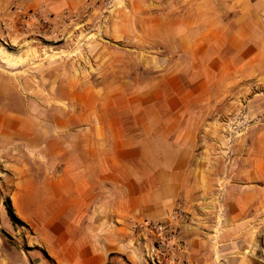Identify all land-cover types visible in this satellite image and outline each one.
<instances>
[{"label":"crops","instance_id":"crops-1","mask_svg":"<svg viewBox=\"0 0 264 264\" xmlns=\"http://www.w3.org/2000/svg\"><path fill=\"white\" fill-rule=\"evenodd\" d=\"M86 2L34 0L36 6L60 13ZM260 2L193 0L187 12L171 19L167 15V23L153 35L175 38V51L192 56L196 67L166 62L167 70L146 85L131 76L120 78L117 72L85 83L66 77L67 81L51 82L57 90L49 98L64 101L60 108L0 109L2 151L9 155L6 146L20 143L24 156L31 155L35 165L43 156L49 170L23 181L18 195L27 199H19L15 206L22 213L24 207L35 213L49 208L55 213L53 222L65 220L70 228L82 230L80 243L101 246L84 258L102 263L106 255L118 251L110 245L119 242L121 229L131 235L136 223L164 222L179 202L193 212L202 181L198 173L202 121L227 70L240 68L250 51L259 50L263 27L257 22L264 19L257 9ZM163 50L172 51L173 46ZM227 52L235 54L237 62L233 56L226 60ZM42 116L50 119L46 130ZM241 170L237 177L243 181L264 179V164L257 163L251 172L248 165ZM236 192L227 205L231 215L219 241L220 255L225 264H264V238L257 231L262 226L249 219L253 214L259 219L264 212V190ZM200 225L204 224L185 229L183 257L188 264H214L211 236L200 232L211 226ZM105 229L115 232L97 235L94 241L93 230Z\"/></svg>","mask_w":264,"mask_h":264},{"label":"rangeland","instance_id":"rangeland-1","mask_svg":"<svg viewBox=\"0 0 264 264\" xmlns=\"http://www.w3.org/2000/svg\"><path fill=\"white\" fill-rule=\"evenodd\" d=\"M192 1L88 0L78 9L60 13L46 5L36 6L34 0H0V109L60 108L64 101L49 98L57 90L51 82L66 77L85 83L117 72L120 78L131 76L137 84L146 85L167 70L166 62L171 65L178 61L184 68L198 66L192 56L175 51V38L153 35L160 33L167 15L171 19L173 14L187 12ZM261 1L257 9L264 17ZM257 23L263 27L259 29L263 34L259 50L248 53L243 68L227 70L222 84L213 91L216 100L207 106L210 112L198 136L202 181L193 212L179 202L166 221L135 224L170 226L174 233L168 238V251L153 259L155 239L133 226L131 235L121 229L119 242L110 245L118 251L106 255L105 263L85 260L88 253L101 246L80 243L82 230L70 228L65 220L53 222L55 213L49 208L35 213L24 207L22 213L15 206L19 199H27L18 195L23 181L35 172L47 174L49 170L43 156L35 165L31 155L21 153L20 143H13L6 146L11 150L9 155L0 146V264H188L183 257L187 250L183 234L195 223L211 226L200 232L211 236L214 264H225L219 241L231 215L227 207L230 195L235 197L240 189L264 190V179L243 181L237 177L243 166L248 165L251 172L257 163L264 164V19ZM171 46L172 51L163 50ZM225 54L226 60L233 56L237 62L235 54ZM129 62L136 67L129 68ZM40 119L42 130H46L49 117ZM8 200L18 222L10 213ZM66 215L62 213L63 219ZM253 215L249 219L261 224L257 231L264 238V212L259 219ZM112 232L93 230L94 241L97 235L109 236Z\"/></svg>","mask_w":264,"mask_h":264},{"label":"built area","instance_id":"built-area-1","mask_svg":"<svg viewBox=\"0 0 264 264\" xmlns=\"http://www.w3.org/2000/svg\"><path fill=\"white\" fill-rule=\"evenodd\" d=\"M134 230H138L140 233L147 236H152L155 239L157 247H153L151 250L152 258H159L165 251H168L169 237L173 236L170 226L164 224H153L151 222L145 223L144 226H134Z\"/></svg>","mask_w":264,"mask_h":264},{"label":"trees","instance_id":"trees-1","mask_svg":"<svg viewBox=\"0 0 264 264\" xmlns=\"http://www.w3.org/2000/svg\"><path fill=\"white\" fill-rule=\"evenodd\" d=\"M8 204H9V206H10V208H11L10 213H11L12 217L18 222V220L16 219V216H14V213H13V211H12V207H11V202H10V200H8Z\"/></svg>","mask_w":264,"mask_h":264}]
</instances>
